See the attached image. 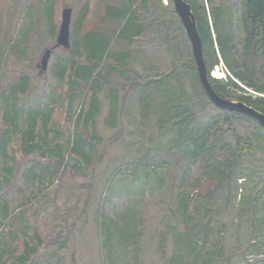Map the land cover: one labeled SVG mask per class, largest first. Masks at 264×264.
I'll return each instance as SVG.
<instances>
[{"label": "rangeland", "instance_id": "obj_1", "mask_svg": "<svg viewBox=\"0 0 264 264\" xmlns=\"http://www.w3.org/2000/svg\"><path fill=\"white\" fill-rule=\"evenodd\" d=\"M10 1L6 0L3 8L0 3V17L2 11L7 13L4 27L14 41L18 30L24 29L29 22L27 11L33 0H18L17 9L15 6L11 8ZM83 1L67 0L73 7V14ZM194 1L199 5L204 2L209 21H212V8L224 6L226 14L222 25L230 20L236 23L233 10L237 7L241 12L244 5V0ZM148 9L142 12L141 18L147 27L142 35L130 42L119 41L111 49L112 55L115 50L129 54L125 65L112 62L115 70L116 67L119 69L110 79L112 85L119 87V95L124 98L120 100V105L123 106L116 114L114 126L106 123L108 102L104 103L101 114L96 118V129L92 131L103 138L92 153L91 163L85 165L90 170L84 168L77 175L73 168L60 169L54 159L36 152L25 156L19 173L0 186V256L4 251L17 252L11 244L6 245L4 239L11 237L13 245L20 244L24 235L37 228L41 248L27 264H264V225L258 222V229L251 227L254 211L259 219L264 217V132L256 129L252 120L236 114L232 124L225 127L232 126L236 130L234 132L241 136L253 130L259 140L257 151L260 156L248 155L243 162L246 168L240 169L230 184L226 182L227 186L221 193L206 202L212 215L206 246L202 247L203 240L200 238L201 244L196 248L188 244L186 249L183 248L188 229L185 215L176 205V182L186 166V158L182 149L172 143L180 132L171 130L174 115H163L165 104L173 92L175 98L186 94L188 100L182 106L198 111V125H206L219 111L208 97L194 88L195 79L188 77L184 64L194 60V56L173 1L162 0ZM152 9H155L154 16ZM58 16L56 21L60 29L62 10ZM181 25L183 32L180 31ZM212 34L217 38L214 27ZM55 42L56 38H52L48 26L36 21L23 58L15 54V43H11L2 68L0 64V89L14 82L17 76L24 73L23 70L28 71L34 85L31 98L38 100L43 112L65 125L63 128L67 131L65 121L72 117L76 123L79 101L69 107L65 95L68 85L58 82L55 76L57 57L65 55L64 48H56V54L53 51L44 75H40L38 66L43 50ZM216 48L218 50L217 45ZM206 59L211 63L207 55ZM226 68L227 65L220 59L213 66L211 76L221 83L232 78L240 85L242 90L228 87L231 89L228 94L230 100L243 101L239 98L241 95H252L253 98L262 95L236 79L231 69L228 68L229 72ZM214 70L217 71L216 76ZM171 72H179L178 86L169 83L170 88L164 89V84L155 82L154 79L161 74L169 77ZM147 79H152L149 88L146 87ZM103 92L105 94V90ZM145 92H149L148 96L151 93L153 100L151 106L143 108L141 99ZM191 97L194 102L190 101L193 100ZM159 117H164L165 122L159 124ZM2 118L3 108L0 105V123ZM235 133L225 135L233 144L236 142ZM72 138L75 139L73 134ZM159 153L167 156L170 164L165 165V171L151 169L149 178L141 164L148 160L156 162ZM164 176L165 180H162ZM45 185H55L56 189L54 194L48 192V196L42 198L45 202L42 204L37 198L43 195L38 196L37 192ZM28 196L30 198L25 201ZM107 198L116 203L117 209L121 210L119 214H134L136 220L128 228L122 221L113 223L108 229L102 226L101 203ZM6 201L12 210L3 225L1 204ZM241 208L245 212L242 216ZM207 218L204 216L205 222L209 220ZM194 225L191 224V228ZM202 230V233L206 232L205 225ZM250 243L260 246L246 251ZM21 249L22 245L18 253ZM214 251L220 254L215 255Z\"/></svg>", "mask_w": 264, "mask_h": 264}, {"label": "trees", "instance_id": "obj_2", "mask_svg": "<svg viewBox=\"0 0 264 264\" xmlns=\"http://www.w3.org/2000/svg\"><path fill=\"white\" fill-rule=\"evenodd\" d=\"M186 1L191 5L197 20L199 34L201 39L203 38L204 58L209 70V79L215 91L220 96L229 98L228 94L231 93L229 86L242 90L232 78L228 79L226 83L212 78L213 66L222 59L236 79L262 94L255 98L252 95H241L239 98L264 113V63H261L264 61V0H244L241 12L237 10V7L233 10L236 23L230 20L226 25H222L226 14L224 6L217 5L212 8L210 11L212 24L206 13L204 2L199 5V2L194 0ZM161 2L162 0H84L80 8H76L71 21V45L68 48L63 47L65 55H59L57 65L55 64L57 81L66 83L69 88L68 93L65 94L69 101V107L72 108L71 104L79 101L77 121L73 122L72 117L68 121L66 120L67 131L63 128L65 125L58 120H52L51 115L43 112L38 100L31 98L34 85L31 84L28 71L23 70L24 73L17 76L18 78L16 77L14 82L3 87L6 89H0V105L3 108V118L0 123V186L19 173L20 164L25 156L36 152L54 159L60 169L73 168L77 175L81 174L84 168H89L85 165L88 166L87 163H91L92 153L99 140L103 138L92 129H96V118L101 114L104 103H109L106 123L110 126H114L116 114L121 112L123 106L120 105V100L124 98L119 95V87L112 85L110 79L111 75L119 69L116 67L115 70L112 62L125 65L129 54L115 50L116 53L112 55L111 49L119 41L130 42L141 36L144 29L147 28L141 18L142 12L149 10V6L158 5ZM0 3L3 8L6 0H0ZM16 4H18V0L10 1L11 8L15 6L17 9ZM66 5H69L67 0H33L27 11L29 22L26 23L24 29L18 30L14 41L4 27L7 13L2 11L0 17V26L3 31V35L0 36L1 68L2 61L9 54L11 43H15V54L20 59L26 55L27 43L31 42L36 21L39 24H46L52 38H56L54 45L50 46V48L55 47L53 51L56 54V48L62 47H56L59 34L56 17H59L58 12ZM231 8L233 9V6ZM154 10L152 9L153 16ZM213 27L217 32V38L212 34ZM180 31H184L182 25ZM206 55L211 63H208ZM184 65L188 70V77L191 76L195 79L194 88H198L200 94L202 92L203 96L208 97L200 82L195 60H190ZM170 74L169 77L161 74L154 80L164 84V89H169L171 83L178 86L180 83L179 72ZM147 82L146 87L149 88L152 79H147ZM103 90H105V94L102 93ZM149 92L142 95L143 108L152 105L153 97H151V93L149 96L147 95ZM173 93L171 99L167 100L165 104L163 115H174V126L170 128L177 133L180 132V136L174 138L172 143L182 149L186 158V166L178 175L176 182L178 187L176 205L183 211L188 229L182 245L185 246L184 249L188 247L186 244L196 248L201 244V238L203 247L208 242L210 236L208 232L212 222V215L209 214L211 208L206 202L221 193L240 169L246 168L243 166V162L248 155L260 156L257 151V141L259 140L253 134V130H250L246 136H241L234 132L236 130H233L232 126L226 128L225 125L232 124L233 116L236 114L252 120L256 129L264 132V127L251 116L240 112L226 111L219 107V114L212 117L206 125H198V111L182 106L188 100L186 94L181 98H175ZM191 98L193 100L189 98L190 101L194 102V98ZM209 101L213 103L210 98ZM163 119L165 118L159 117V124L165 122ZM232 133L236 134L235 144L225 137ZM72 134L75 139L72 138ZM262 135L264 136V133ZM158 156L154 163L148 160L143 162V165L141 164L149 178L151 169L156 171L161 168L165 171V165L170 164L167 156L162 153H159ZM162 180H165V176L162 177ZM55 189V185L49 187L45 185V188L37 192L38 196H43L37 199L45 204L42 198H46L48 192L50 195L54 194ZM27 198L30 196L26 197L25 201ZM1 206V214L4 216L2 223L5 225L12 209L8 201L2 202ZM120 211L115 202L109 198L104 199L100 209V215L104 217L101 222L102 226H106L108 229V226L113 223L122 221L124 227L128 228V225L136 220L134 214L126 212L121 215ZM241 212V216L245 214L243 208H241ZM255 213L254 211L251 220L252 229H258V222H262L264 225V217L259 219ZM204 216H208L209 220L205 222ZM16 219L18 221V218ZM191 224L195 225L191 228ZM204 225L206 232L202 233ZM39 233L37 228H34L32 233L24 235L20 244L17 242L13 245L14 240L11 237L4 239L6 245L11 244L17 252L5 253L4 251L0 256V264H27L41 248ZM21 245L22 249L18 253V248ZM259 246L258 243H250L246 251L258 249ZM212 253L220 254L217 251Z\"/></svg>", "mask_w": 264, "mask_h": 264}, {"label": "water", "instance_id": "obj_3", "mask_svg": "<svg viewBox=\"0 0 264 264\" xmlns=\"http://www.w3.org/2000/svg\"><path fill=\"white\" fill-rule=\"evenodd\" d=\"M175 10L182 21L186 34L190 40L194 60L196 62L200 82L205 89L210 100L219 108L230 111L240 112L256 119L261 126L264 127V113L248 105L243 101H234L220 96L213 88L207 69V64L204 58L203 42L198 31L197 20L192 11L191 5L186 0H172ZM73 8L66 5L62 9V21L60 24L59 34L57 37V46L70 47L71 36V21ZM55 48V47H54ZM53 47L46 48L42 55L38 66L40 67V74L43 75L49 66V59L53 52Z\"/></svg>", "mask_w": 264, "mask_h": 264}, {"label": "bare ground", "instance_id": "obj_4", "mask_svg": "<svg viewBox=\"0 0 264 264\" xmlns=\"http://www.w3.org/2000/svg\"><path fill=\"white\" fill-rule=\"evenodd\" d=\"M189 3V2H188ZM246 37V36H245ZM203 39V38H202ZM205 57V56H204ZM243 57V56H242ZM241 57V58H242ZM208 67V66H207ZM217 70V69H216ZM216 70H214V74H215V76L217 75V71ZM77 71V70H76ZM209 71V70H208ZM210 77V76H209ZM258 82V81H257ZM212 83V82H211ZM256 83V82H255ZM81 87V86H80ZM225 98V97H224ZM227 99H230V98H227ZM227 111V110H226Z\"/></svg>", "mask_w": 264, "mask_h": 264}]
</instances>
